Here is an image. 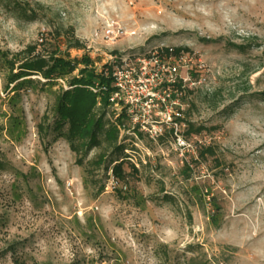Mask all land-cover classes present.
I'll return each instance as SVG.
<instances>
[{"label":"rangeland","instance_id":"obj_1","mask_svg":"<svg viewBox=\"0 0 264 264\" xmlns=\"http://www.w3.org/2000/svg\"><path fill=\"white\" fill-rule=\"evenodd\" d=\"M40 38L97 72L114 55L186 49L182 142L121 128L117 183L93 163L100 148L83 155L50 127L70 78L10 83L2 55ZM263 66L264 0H0V264H264ZM188 123L204 130L187 137Z\"/></svg>","mask_w":264,"mask_h":264},{"label":"trees","instance_id":"obj_2","mask_svg":"<svg viewBox=\"0 0 264 264\" xmlns=\"http://www.w3.org/2000/svg\"><path fill=\"white\" fill-rule=\"evenodd\" d=\"M34 15L31 16V19ZM28 45L23 51L12 55L8 59L2 55L3 64L10 76V83L32 84V77H39L44 80V84H53L56 80H67L68 89L60 91L54 107L53 130L60 131L65 128L64 138L69 146L86 155L94 148H100L102 152L97 155L93 163H104V171H111L115 180L119 184L125 183L124 166L128 163V158L124 151L126 147L119 141V133L122 126H126L122 116L108 119L107 115L114 112L108 103V94L111 90V66L105 65L104 69L97 72L93 67V61L88 56L81 59L70 60L60 55L58 51L45 52L39 50L38 45ZM45 45V44H44ZM228 46L244 53L250 46H237L227 43ZM73 48L81 49L78 41H73ZM186 50L174 48L172 54ZM164 52L168 53L167 48ZM79 66H82L79 68ZM264 69V66H263ZM78 75L71 77L74 71ZM264 77V71L262 73ZM104 87V88H101ZM91 88H98L97 93H93ZM264 96V88L259 93ZM204 130L199 126L197 129L188 123L185 136L193 133H201ZM141 136L140 133H136ZM164 137V136H163ZM163 137L158 138L162 140ZM206 153L212 155L210 148L201 151L199 155ZM2 162H0L1 168ZM133 167V166H132ZM134 168V167H133ZM135 169V168H134ZM13 256V264H24L18 257Z\"/></svg>","mask_w":264,"mask_h":264},{"label":"built area","instance_id":"obj_3","mask_svg":"<svg viewBox=\"0 0 264 264\" xmlns=\"http://www.w3.org/2000/svg\"><path fill=\"white\" fill-rule=\"evenodd\" d=\"M117 35L114 23L108 25L103 37ZM40 38L39 42L42 43ZM39 43V44H40ZM148 51L141 55H114L111 57V84L108 103L115 117L122 116L126 127L152 140L173 133L182 142L179 132L186 128L182 97L189 78L179 76L181 69H191L192 57L183 51L172 54L173 48ZM104 88V87H101ZM93 93L98 88H91ZM128 129V130H129Z\"/></svg>","mask_w":264,"mask_h":264}]
</instances>
